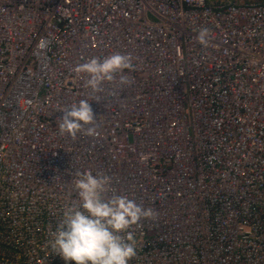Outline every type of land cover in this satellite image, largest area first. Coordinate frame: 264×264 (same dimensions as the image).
Wrapping results in <instances>:
<instances>
[{
    "label": "built area",
    "instance_id": "1",
    "mask_svg": "<svg viewBox=\"0 0 264 264\" xmlns=\"http://www.w3.org/2000/svg\"><path fill=\"white\" fill-rule=\"evenodd\" d=\"M117 52L92 93L74 69ZM0 70V264H74L49 242L86 170L156 213L129 264H264V0H0ZM81 99L100 135H61Z\"/></svg>",
    "mask_w": 264,
    "mask_h": 264
},
{
    "label": "clouds",
    "instance_id": "2",
    "mask_svg": "<svg viewBox=\"0 0 264 264\" xmlns=\"http://www.w3.org/2000/svg\"><path fill=\"white\" fill-rule=\"evenodd\" d=\"M209 30L202 28L196 37L206 46ZM133 70L130 55L114 53L103 59L90 58L74 71L85 74V86L92 93L103 91L104 82H112L119 75V83H130L124 70ZM59 132L73 139L78 133L97 135L96 117L88 99H81L62 110ZM87 126V127H86ZM74 188L78 201L66 207L57 224L51 249L66 262L74 264H129L137 254L134 234L129 230L143 218H155L151 208H144L127 196L112 195L110 177L90 170L77 172Z\"/></svg>",
    "mask_w": 264,
    "mask_h": 264
},
{
    "label": "bare ground",
    "instance_id": "3",
    "mask_svg": "<svg viewBox=\"0 0 264 264\" xmlns=\"http://www.w3.org/2000/svg\"><path fill=\"white\" fill-rule=\"evenodd\" d=\"M200 22V19L199 18H195V19H193L192 20V22H190V23H188L187 24V22H185V21H183V22H180L179 23V26H180V28L181 29H183V30H185L186 28H189V30L191 31V33H193V34H196V33H198V30H197V27H196V25H197V23H199ZM0 72H1V74H3L4 75V73L0 70ZM5 76V75H4ZM7 76H5V78H6ZM191 85V84H190ZM189 85V86H190ZM115 119L117 120V119H119V115H116L115 116ZM98 127L100 126V123L99 122H97V124H96ZM116 126V125H115ZM102 129H103V127H99V129H98V134L100 135V131H102ZM138 151H140V150H138ZM47 162H48V160L47 159H43V160H41V162H40V164H39V166L41 167V171H37V172H34V173H46V170L48 169V168H46V164H47ZM50 170V169H49ZM185 209H187V206L186 205H184V206H181V208H180V213H183L184 212V210ZM42 229H46L47 228V226L46 225H41L40 226ZM53 229V228H52ZM54 232V231H53ZM45 248V246H41V249L43 250Z\"/></svg>",
    "mask_w": 264,
    "mask_h": 264
}]
</instances>
